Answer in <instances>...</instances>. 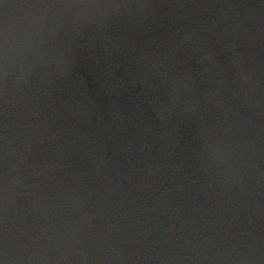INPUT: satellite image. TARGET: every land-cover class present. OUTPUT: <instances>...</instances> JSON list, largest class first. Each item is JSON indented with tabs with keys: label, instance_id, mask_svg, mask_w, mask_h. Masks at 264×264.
<instances>
[{
	"label": "water",
	"instance_id": "1",
	"mask_svg": "<svg viewBox=\"0 0 264 264\" xmlns=\"http://www.w3.org/2000/svg\"><path fill=\"white\" fill-rule=\"evenodd\" d=\"M5 31L2 264H264V0H0Z\"/></svg>",
	"mask_w": 264,
	"mask_h": 264
},
{
	"label": "clouds",
	"instance_id": "2",
	"mask_svg": "<svg viewBox=\"0 0 264 264\" xmlns=\"http://www.w3.org/2000/svg\"><path fill=\"white\" fill-rule=\"evenodd\" d=\"M73 5H69L72 7ZM75 7H85L83 4L75 5ZM8 35L5 31L0 37V72L6 77L7 76V62H8ZM2 264V262H0Z\"/></svg>",
	"mask_w": 264,
	"mask_h": 264
}]
</instances>
